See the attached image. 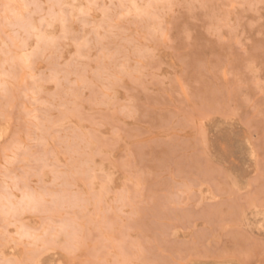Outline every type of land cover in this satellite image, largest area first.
<instances>
[{"label": "rangeland", "instance_id": "rangeland-1", "mask_svg": "<svg viewBox=\"0 0 264 264\" xmlns=\"http://www.w3.org/2000/svg\"><path fill=\"white\" fill-rule=\"evenodd\" d=\"M0 264H264V0H0Z\"/></svg>", "mask_w": 264, "mask_h": 264}, {"label": "bare ground", "instance_id": "bare-ground-1", "mask_svg": "<svg viewBox=\"0 0 264 264\" xmlns=\"http://www.w3.org/2000/svg\"><path fill=\"white\" fill-rule=\"evenodd\" d=\"M37 55V54H36ZM38 56V55H37ZM30 57V56H29ZM31 59H33V58H31Z\"/></svg>", "mask_w": 264, "mask_h": 264}]
</instances>
